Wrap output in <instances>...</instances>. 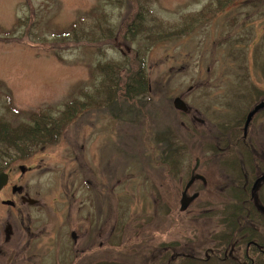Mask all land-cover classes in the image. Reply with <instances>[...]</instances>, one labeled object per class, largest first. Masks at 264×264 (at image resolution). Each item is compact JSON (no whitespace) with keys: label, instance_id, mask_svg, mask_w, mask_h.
<instances>
[{"label":"rangeland","instance_id":"rangeland-1","mask_svg":"<svg viewBox=\"0 0 264 264\" xmlns=\"http://www.w3.org/2000/svg\"><path fill=\"white\" fill-rule=\"evenodd\" d=\"M219 1L0 0V120L14 126L37 112L56 116L74 99L85 107L57 144L8 167L11 184L35 203L16 201L10 189L0 194L1 238L11 230L0 243V264H85L97 256L89 251L93 244L104 246L103 264H157L158 245L171 242L179 243L175 255L200 258L225 232L222 208L235 183L223 164L229 146L219 135L230 127L241 137L239 121L264 98V0H235L217 11ZM138 7L142 19L125 32ZM128 58L143 61L149 80L146 97L133 99L147 102L139 118L130 103L108 109L93 97L103 78L96 67L117 65L123 73ZM81 89L90 97L79 95ZM176 98L187 106L186 117L175 111ZM231 134L228 144L238 135ZM246 135L247 154L264 163V112ZM239 160L247 181L264 175L256 167L249 175L247 158ZM196 161L209 189L194 188L197 198L181 211L180 194ZM253 195L259 209L264 180ZM7 199L19 213L2 205ZM108 245L115 247L112 257ZM226 255L241 259L234 245Z\"/></svg>","mask_w":264,"mask_h":264},{"label":"trees","instance_id":"trees-1","mask_svg":"<svg viewBox=\"0 0 264 264\" xmlns=\"http://www.w3.org/2000/svg\"><path fill=\"white\" fill-rule=\"evenodd\" d=\"M233 1L235 0L219 1V8L217 11L223 10V8L229 6ZM140 6L141 5H139V7ZM139 7L134 20L132 22L127 21V29L125 32H128V28L132 26L134 28V22H136V20L142 19V9L139 11ZM211 13H215V11ZM197 18L200 19L201 16H197ZM195 20L196 18L190 25L197 23ZM139 22L137 23L138 27L141 26V22L140 24ZM182 32L181 30V32L176 31L174 33H167V38L163 37V35H156V38L159 41L171 39V37H175L173 36L174 34L180 36ZM58 37L63 38L64 36L58 34ZM54 46H56L54 43L42 45V47L45 48ZM127 64L128 68L124 69L123 73V68L120 69L117 65H98L96 70L99 72L98 74H103V78L101 79L102 84L96 88L93 97H95L96 101H104V103H107L108 109L112 108V106L109 107V105L115 104L121 107L123 103H130L131 108L136 110L134 114L135 117L137 116L139 118L143 112H147V108L142 105L134 104L133 99L135 97H146L149 93V80L143 72V61L138 63L135 59L128 58ZM83 92L84 93H82L81 89L78 94H83V97H90L88 93H85V91ZM81 102L84 101L79 99L71 100L56 116L46 112H37L32 118L30 117L27 124L20 122L11 126L6 118L1 119L0 156L2 155L1 158L4 161L0 162V173L4 172L14 161L24 160L29 157L32 151H35L37 148L57 144L66 126H68L71 121L75 120L79 113L84 110L85 107ZM88 106L91 107V105ZM88 106L86 108H88ZM232 132L238 135L231 140V144H228L229 139L232 138ZM232 132L230 127L225 128L224 134H221L220 137L222 145L229 146L227 150L229 160L228 163L224 162L223 164L224 166H228L227 169L233 173L234 177L236 172L240 173L238 168V163L240 162L239 157H246L247 161L244 160L246 170L248 169L249 174H251L250 171L255 167V157L253 158L249 153L247 154L248 148H244L245 144L241 141L242 139L239 137L240 133L238 130ZM169 151L171 152V150L166 149V156ZM212 151H214V149H212ZM153 154L154 153L149 157L151 161L154 160L152 158ZM174 162H176V164ZM173 163L175 164H173V168L177 170V161L173 160ZM234 183L235 184L231 186L229 196L232 197V199L222 208L223 216L220 224L224 226L225 232L216 236L212 246H209L208 249H203L202 254L204 255L200 258H194L193 256L183 255L185 253L180 251L179 255H175L177 252L176 250L179 249V243L177 246V242H171L170 244L162 243L158 245V248L163 250V258L162 260L156 261L157 264H264V213L259 210L262 209V207L264 208V197L260 196L259 202L261 208L258 209L251 195L252 180L250 179L247 181L240 173L234 177ZM147 240L149 241L150 239L148 238ZM127 244H129V242ZM231 245H234L241 253L239 262L226 255V250H229ZM128 246L130 248L128 250L129 253L132 251L136 252V249L132 248V245ZM156 248L157 246H155V249ZM92 259V257L90 259L87 258L85 264H92Z\"/></svg>","mask_w":264,"mask_h":264},{"label":"flooded vegetation","instance_id":"flooded-vegetation-1","mask_svg":"<svg viewBox=\"0 0 264 264\" xmlns=\"http://www.w3.org/2000/svg\"><path fill=\"white\" fill-rule=\"evenodd\" d=\"M261 101H264V98L263 99H260L258 102H261ZM145 105H147V102L145 103ZM187 112H188V108H187V111L185 112V113H181V114H179L178 116H181V115H183V117H186V114H187ZM262 112L260 111L259 113H257L253 118H252V120H251V122L249 123V125H248V127L252 124V121L255 119V117L257 116V115H260ZM248 114V113H247ZM247 116V115H246ZM245 120H246V117L245 118H243V119H241L239 122L241 123V125H244L245 124ZM200 121V120H199ZM198 121V122H199ZM201 124H203V126L205 127V128H207L206 126H207V124H206V122L205 121H203V123H201ZM248 127H247V129L246 130H244V127L242 126V133H241V141L245 144V139L247 138V130H248ZM226 128V127H225ZM219 136H221V135H219ZM257 161H260V159H257L256 158V160L254 161V166L256 167V168H258V170L259 171H262V172H260V173H262V174H264V168H263V166H264V163L262 162V164L261 163H257ZM263 165V166H262ZM10 172H11V170H8V171H6V173H7V175H8V182H7V184H6V186L0 191V194H2V193H5V192H7L8 191V189H10V194L13 196V197H15V200L16 201H20V202H22V203H24L25 205H28V206H33L34 205V203H35V201H31L30 200V198H28V196H27V193L25 192V189H23L22 187H18V186H14V185H12L11 184V182H10V180H11V176H10ZM192 172V171H191ZM236 172V171H235ZM25 173V172H24ZM195 173H196V171H195ZM239 173H235V175H234V177L235 176H237ZM250 175V174H249ZM190 176H191V173H190ZM233 177V178H234ZM190 178V177H189ZM258 177H256V179H257ZM261 179H264V175H262L261 177H260ZM250 179H252V178H250ZM254 179V181H253V183L254 182H257V181H259L258 183H257V185H256V187H258V185L262 182L261 181V179ZM189 180V179H188ZM204 183L203 182H201V181H195L191 186H190V188L188 189V191L186 192V195L187 196H190V195H192V194H194L195 192H194V188H197V192H198V188L199 189H201V190H203L204 189V191H206V192H208L207 190L209 189V187H208V185H209V183L207 182V180H206V178H204ZM83 182V181H82ZM81 182V183H82ZM186 186V185H185ZM81 187H84V188H86V190H87V192H88V195L90 196L91 194L93 195V191H90V190H92V188L90 187V185L87 183V182H83V184H81ZM185 189V188H184ZM184 189H183V191L181 192V194H180V196L183 194V192H184ZM256 189V188H255ZM23 191H24V193H23ZM198 194H199V192H198ZM260 196V195H259ZM93 197V196H92ZM7 201H10V200H8L7 199ZM3 202V201H2ZM1 202V203H2ZM31 203H33L32 205H30ZM159 203H160V200H159ZM6 208H9L10 210H12V211H15L16 213H19V211H18V206L15 204V202H14V205H10V206H5ZM259 208H261V206L259 207ZM68 223H69V219H68ZM51 230V229H50ZM7 232V234H5L4 235V237H3V239L1 238V232H0V243L3 241V243H7V241L9 240V237H11L10 236V233H11V230H6ZM21 232H23V230H21ZM21 234V233H20ZM9 235V236H8ZM74 239H75V235H74V233H70V240L73 242L74 241ZM75 243V242H74ZM103 247L104 246H101L100 245V247H99V245L97 244H93L92 245V247H91V249L89 250L90 252L91 251H94V255H97V256H93L92 258V260H93V263L92 264H103L102 263V260H100L99 259V252H100V250H102L103 249ZM102 248V249H101ZM108 254L107 255H109V256H111L112 257V255L114 254V252H115V247L114 246H111V245H108ZM0 252L1 253H3L1 250H0ZM84 251H82V252H80V253H78V255H79V257L80 256H82L83 257V255L85 254V253H87V252H85V253H83ZM102 252H105V251H102ZM88 254H90V253H88ZM78 257V258H79ZM82 257H80L81 259H82ZM90 257V256H89ZM84 258V257H83ZM114 258V257H113ZM162 258H163V250L161 251V253H160V255L158 256V258H157V261H159V260H162ZM83 260H87V258L85 259H83ZM113 260V259H112ZM107 264H112V262H110V260H109V262L107 263Z\"/></svg>","mask_w":264,"mask_h":264},{"label":"water","instance_id":"water-1","mask_svg":"<svg viewBox=\"0 0 264 264\" xmlns=\"http://www.w3.org/2000/svg\"><path fill=\"white\" fill-rule=\"evenodd\" d=\"M174 108L178 111H185V106L183 102L180 99L174 100ZM264 109V103H260L254 107V109L247 115L246 122H245V129L247 128L249 122L251 121L252 117L260 110ZM198 163H196L197 168ZM23 171V170H22ZM202 181L204 183V178L201 176H192L188 184L186 185L185 192L182 194L181 200H180V210L185 211L189 205L197 198V194H194L190 197H187L186 191L189 189V187L195 182V181ZM7 183V176L5 174H0V190L6 185ZM4 204L11 205V202H5Z\"/></svg>","mask_w":264,"mask_h":264},{"label":"bare ground","instance_id":"bare-ground-1","mask_svg":"<svg viewBox=\"0 0 264 264\" xmlns=\"http://www.w3.org/2000/svg\"><path fill=\"white\" fill-rule=\"evenodd\" d=\"M251 195H252V198H253V200H254V195H253V193H252Z\"/></svg>","mask_w":264,"mask_h":264}]
</instances>
